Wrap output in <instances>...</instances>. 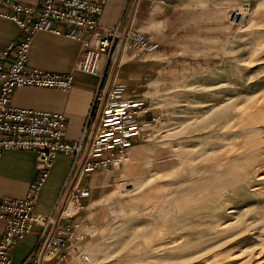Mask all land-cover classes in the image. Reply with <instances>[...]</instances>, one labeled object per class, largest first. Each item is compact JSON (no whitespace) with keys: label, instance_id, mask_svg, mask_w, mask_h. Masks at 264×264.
Masks as SVG:
<instances>
[{"label":"rangeland","instance_id":"obj_1","mask_svg":"<svg viewBox=\"0 0 264 264\" xmlns=\"http://www.w3.org/2000/svg\"><path fill=\"white\" fill-rule=\"evenodd\" d=\"M174 1L154 5L139 28L156 69L143 96L150 138L95 170L94 225L72 253L87 255L85 264H183L211 247L218 264H264L258 0ZM199 258L190 264H206Z\"/></svg>","mask_w":264,"mask_h":264},{"label":"built area","instance_id":"obj_2","mask_svg":"<svg viewBox=\"0 0 264 264\" xmlns=\"http://www.w3.org/2000/svg\"><path fill=\"white\" fill-rule=\"evenodd\" d=\"M106 2L42 0L39 6H30L0 0L4 6L0 17L15 22L21 30L20 36L0 55V155L6 150H26L34 153L37 162V177L26 195L19 199L4 197L0 201V218L5 220L0 238V264H10V249L35 225L41 226L36 252L42 258L56 259L57 264L89 261L87 255L72 253L70 233L64 238L62 230L56 229L49 236L47 229L52 218L35 212L40 191L56 156L61 153L77 158L83 152L84 144L65 140L66 119L62 113L14 107L10 98L14 89L22 86L71 90L72 73H48L27 66L33 37L42 30L62 34L58 28L60 23L71 28L66 36L82 39L85 46L75 69L99 78L103 77V67L110 61L116 46L125 44L134 50H148L150 45L138 31H123L119 24H100ZM82 34L88 37L83 38ZM123 94V85L112 83L107 88L99 87L93 95L88 116L92 133L83 163L85 171L114 166V159L119 154L150 136L154 120L148 116L150 108ZM118 184L126 182L121 180Z\"/></svg>","mask_w":264,"mask_h":264},{"label":"crops","instance_id":"obj_3","mask_svg":"<svg viewBox=\"0 0 264 264\" xmlns=\"http://www.w3.org/2000/svg\"><path fill=\"white\" fill-rule=\"evenodd\" d=\"M24 5L39 6L42 0H9ZM179 2V0H177ZM174 0H107L100 16V24H119L123 31H138L149 44L147 37L139 31L154 5L171 6ZM4 6L0 4V10ZM149 19V18H148ZM57 25V24H56ZM62 34L42 30L32 39L27 66L43 72L73 74V84L69 92L54 88L22 86L14 89L10 104L14 107L29 108L47 112H60L65 116V140L69 143L81 141L83 152L73 155L58 154L49 175L40 191L35 212L50 216L49 236L56 229L62 230V237L69 233L71 248L84 245L87 238L86 227H93L91 198L97 171H85L83 163L90 143L88 116L93 95L99 87L107 88L118 84L124 87V97H132L135 102L146 104L143 99L148 85L154 77L155 62L148 57V50H134L125 44L116 46L109 65L103 67V77L77 71L76 63L84 51L82 39L66 36L71 28L58 24ZM21 34L18 25L0 17V55L7 45ZM87 38V34H82ZM123 46V47H122ZM37 177V162L33 152L26 150H6L0 155V201L4 197L23 198ZM72 210V211H71ZM71 211V212H69ZM94 215V216H93ZM5 229V220L0 218V238ZM41 226H33L31 232L10 249V264H57L56 259L42 258L36 249L40 242ZM71 264V263H68Z\"/></svg>","mask_w":264,"mask_h":264},{"label":"bare ground","instance_id":"obj_4","mask_svg":"<svg viewBox=\"0 0 264 264\" xmlns=\"http://www.w3.org/2000/svg\"><path fill=\"white\" fill-rule=\"evenodd\" d=\"M264 5V4H263ZM256 14H257V17L261 20V22H263L264 21V11H263V8H262V0H258V7L256 8ZM225 24H227V23H225ZM262 37L264 38V31H262ZM216 38V37H215ZM219 40V39H218ZM214 41V40H213ZM264 41V40H263ZM263 45H264V43H263ZM259 46V45H258ZM258 46H256V47H258ZM261 46V45H260ZM123 47V46H122ZM255 47V46H254ZM263 47V46H262ZM261 47V48H262ZM261 48H258L259 50L261 49ZM225 51V50H224ZM254 52L256 53L257 51H255V49H254ZM226 161H228L229 162V160H226ZM230 168V167H229ZM227 170V169H226ZM235 174H234V173ZM232 172V169H230V171H229V173L228 174H230L231 175V173H233L234 175H237V173L235 172V170ZM239 172V171H238ZM241 173V172H240ZM239 173V174H240ZM242 175V174H241ZM169 203V202H168ZM167 204V203H166ZM164 205V204H163ZM169 206V205H168ZM167 206V207H168ZM163 210V209H162ZM159 212V211H158ZM234 237V236H233ZM232 237V238H233ZM223 244V243H222ZM217 245V247H219V245L220 244H216ZM224 245V244H223ZM213 246H215V245H213ZM221 246V245H220ZM216 247V246H215ZM180 248V247H179ZM178 248V249H179ZM210 248L211 247H209V250H210ZM150 249V248H149ZM192 249V248H191ZM218 249V248H217ZM216 249V250H217ZM169 250H176L175 248L174 249H169ZM169 250H167V251H169ZM181 250V249H180ZM182 250H183V248H182ZM208 249H206V248H201V249H198L197 251H191V252H189V253H187V254H185L184 255V257H189V260L187 261V262H183V264H190V259H196L197 257H200L199 259H201V258H205V260H206V264H218L217 262H219L220 260H222V259H224L223 257H220V253H221V251H216V250H210L209 251ZM185 251H186V249H185ZM212 251V252H211ZM263 251V250H262ZM261 251V252H262ZM129 252V251H128ZM145 252V251H144ZM175 252V251H174ZM152 253V252H151ZM170 253V251L168 252V254ZM183 253V252H182ZM263 253V252H262ZM162 254V253H161ZM184 254V253H183ZM233 254H230L229 256H232ZM251 255V254H250ZM260 255V254H259ZM161 256V255H160ZM163 256V255H162ZM229 256H227V257H229ZM125 258V257H124ZM133 258V257H132ZM146 257H143L142 259H140V258H136L135 259V262H141V260H144ZM160 258V257H159ZM130 259V258H129ZM185 259V258H184ZM121 260V259H120ZM126 260V259H125ZM163 260H165V259H163ZM168 260V259H167ZM174 260V259H173ZM148 261V260H147ZM177 261H178V259H177ZM176 261V262H177ZM173 262V261H172ZM180 262H181V260H180ZM193 262V261H192ZM191 262V263H192ZM123 263V262H122ZM133 263V262H132ZM163 263V262H162ZM169 263V262H168ZM182 263V262H181ZM180 263V264H181ZM256 263V262H255ZM259 263V262H258ZM262 263V262H261ZM164 264V263H163ZM173 264H174V262H173ZM260 264V263H259Z\"/></svg>","mask_w":264,"mask_h":264}]
</instances>
